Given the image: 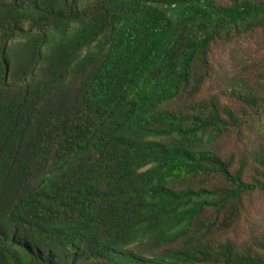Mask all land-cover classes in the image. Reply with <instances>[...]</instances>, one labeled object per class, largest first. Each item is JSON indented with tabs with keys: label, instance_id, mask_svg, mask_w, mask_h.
Listing matches in <instances>:
<instances>
[{
	"label": "trees",
	"instance_id": "trees-1",
	"mask_svg": "<svg viewBox=\"0 0 264 264\" xmlns=\"http://www.w3.org/2000/svg\"><path fill=\"white\" fill-rule=\"evenodd\" d=\"M0 264H264V0H0Z\"/></svg>",
	"mask_w": 264,
	"mask_h": 264
}]
</instances>
